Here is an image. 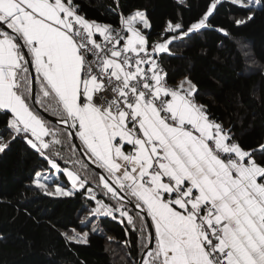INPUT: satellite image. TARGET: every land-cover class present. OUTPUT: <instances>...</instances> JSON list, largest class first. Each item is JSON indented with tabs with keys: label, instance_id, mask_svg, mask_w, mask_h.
Listing matches in <instances>:
<instances>
[{
	"label": "snow or ice",
	"instance_id": "obj_1",
	"mask_svg": "<svg viewBox=\"0 0 264 264\" xmlns=\"http://www.w3.org/2000/svg\"><path fill=\"white\" fill-rule=\"evenodd\" d=\"M227 2L248 11L233 19L237 26L264 7L261 0ZM176 3L187 7L186 0ZM221 3L209 0L188 23L178 11L150 43L146 10L124 14L120 0L111 9L118 26L87 18L78 0H0V111L9 133L0 136V153L22 140L72 189L57 183L51 190L39 171L33 185L50 196L85 190L95 201L85 220L126 218L125 232L137 235L143 253L139 264H264V143L242 146L231 126L197 101L193 79L169 83L162 63L163 55H175V42L214 27ZM214 30L229 35L225 27ZM45 103L65 127L40 114L37 105ZM60 136L80 140L114 204L98 199L87 176L46 154ZM62 235L88 243V232Z\"/></svg>",
	"mask_w": 264,
	"mask_h": 264
},
{
	"label": "trees",
	"instance_id": "obj_2",
	"mask_svg": "<svg viewBox=\"0 0 264 264\" xmlns=\"http://www.w3.org/2000/svg\"><path fill=\"white\" fill-rule=\"evenodd\" d=\"M78 2L87 18L119 25L118 14L111 11L116 7L115 0ZM208 2L186 0L187 7L183 8L178 7L176 0H120V5L124 14L136 8L146 10L152 22L151 29L146 30L151 43L159 38L164 22L175 19L178 11L188 23L206 9ZM261 3L264 5V0ZM247 15V10L222 0L211 18L214 27L175 42L171 46L175 55H163V63L170 83L189 75L198 87L197 101L226 128L231 126L242 146L252 149L264 143V7L257 8L254 19L246 24L233 23V19ZM215 26L225 27L229 35L214 30ZM244 44H249L258 66L250 61ZM50 123L65 127L57 121ZM0 136L9 138L2 111ZM58 138L61 143L52 144L46 154L61 168L68 167L82 178L87 176L88 186L102 195L104 202L114 204L101 191L100 172L84 158L73 138ZM45 169L55 170L20 139L0 153V264H139L143 253L137 235L131 230L125 232L126 218L123 224L118 216L85 220L95 207L85 190L77 189L72 196H50L31 183L35 172ZM55 179L64 187L70 186L62 172ZM53 186L50 183L49 188L54 191ZM72 229L88 232V243L66 242L62 233L71 234ZM126 240L132 242L130 246H125Z\"/></svg>",
	"mask_w": 264,
	"mask_h": 264
},
{
	"label": "rangeland",
	"instance_id": "obj_3",
	"mask_svg": "<svg viewBox=\"0 0 264 264\" xmlns=\"http://www.w3.org/2000/svg\"><path fill=\"white\" fill-rule=\"evenodd\" d=\"M160 38V37H159ZM158 38V39H159ZM157 39V40H158ZM244 47H245V50H246V52H247V54L249 55V59H250V61L252 62V64H254V65H257V63L255 62V60L252 58V56H251V50H250V47H249V44H244ZM258 66V65H257ZM45 171V170H44ZM43 170L41 171H39V172H41L42 174H43V176H44V172ZM45 174L47 175L46 176V178H49V179H46L45 180V183H47V184H49L50 185V183L51 184H54V186H53V188H55V184H59L60 186H62V187H64V185H62V183L60 182V181H58L57 179H55L56 178V176H57V174H58V172H56V175H54V174H50V172H47V171H45ZM54 180H57V181H54ZM65 188L66 189H69V190H71L72 189V185H71V182H70V186L69 187H66L65 186ZM95 190V189H94ZM106 203V202H105ZM78 233H80V232H78ZM83 233V232H82Z\"/></svg>",
	"mask_w": 264,
	"mask_h": 264
},
{
	"label": "water",
	"instance_id": "obj_4",
	"mask_svg": "<svg viewBox=\"0 0 264 264\" xmlns=\"http://www.w3.org/2000/svg\"><path fill=\"white\" fill-rule=\"evenodd\" d=\"M34 77H35V74H34V71L32 70V79H33V85H32V87H33V93L35 94L36 93V84L34 83ZM38 106V105H37ZM38 108H39V110L41 111V113L44 115V116H46V117H48V118H51V119H53V120H55V121H57V117H55V116H53V115H51V114H49L48 112H46L44 109H42L41 107H39L38 106ZM73 138V140H74V142H75V144H76V146L78 147V149H79V151L82 153V155L84 156V158L96 169V170H98L99 172L101 171L100 169H98L97 167H96V165H94L93 163H92V161L88 158V156L87 155H85L84 154V152H83V149H82V147H81V144H80V142H79V140H78V138H76V137H72Z\"/></svg>",
	"mask_w": 264,
	"mask_h": 264
},
{
	"label": "crops",
	"instance_id": "obj_5",
	"mask_svg": "<svg viewBox=\"0 0 264 264\" xmlns=\"http://www.w3.org/2000/svg\"><path fill=\"white\" fill-rule=\"evenodd\" d=\"M33 71H34V70H33ZM36 92H38V85H36ZM42 107H43L42 109L45 110V108L47 107V104L45 103L44 106H42ZM45 111H46V110H45ZM39 112H40L41 115H43V114L41 113L40 110H39ZM46 112H48L49 114L55 116V115L52 113V111H50V110H49V111H46ZM43 116H44V115H43ZM55 117H56V116H55ZM45 119H47L49 122H50V120H53V119L48 118V117H46V116H45ZM53 121H55V120H53ZM50 124H51V123H50ZM50 138H51V137H46V139H49V140H50ZM51 139H52V138H51ZM54 171H55V172H54ZM54 171H53V170H52V171L50 170V171H47V172H50L51 175H52V174L55 175L57 171H56V170H54ZM43 173H44V177H46L47 175L45 174V171H44ZM47 179H49V178H47ZM44 182H45V181H44Z\"/></svg>",
	"mask_w": 264,
	"mask_h": 264
},
{
	"label": "built area",
	"instance_id": "obj_6",
	"mask_svg": "<svg viewBox=\"0 0 264 264\" xmlns=\"http://www.w3.org/2000/svg\"><path fill=\"white\" fill-rule=\"evenodd\" d=\"M115 26V25H114ZM116 26H118V25H116ZM154 42V41H153ZM162 63H163V57H162ZM163 66H164V68H165V65H164V63H163ZM165 70H166V68H165ZM170 83V82H169ZM222 122V121H221ZM223 123V122H222ZM44 171V170H43ZM45 171H48L47 169H45ZM95 192H96V195H97V197H98V199H101V200H104V198H103V196L102 195H100V194H98L97 193V191L95 190ZM116 216H118L119 217V214L117 213L116 214Z\"/></svg>",
	"mask_w": 264,
	"mask_h": 264
}]
</instances>
